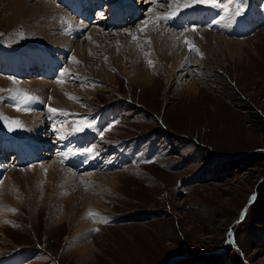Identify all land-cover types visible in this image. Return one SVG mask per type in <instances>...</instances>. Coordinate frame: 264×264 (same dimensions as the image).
Wrapping results in <instances>:
<instances>
[{
  "label": "rangeland",
  "instance_id": "obj_1",
  "mask_svg": "<svg viewBox=\"0 0 264 264\" xmlns=\"http://www.w3.org/2000/svg\"><path fill=\"white\" fill-rule=\"evenodd\" d=\"M47 1L68 13L65 0ZM126 1L140 14L113 26L112 0H88L91 17L73 42L85 62L70 50L63 74L60 55L53 69L32 63L19 75L60 29L0 0V264H264V0ZM171 13L158 23L169 38L200 28L245 42L218 47L189 31L150 48L157 16ZM68 15L56 22L68 25ZM93 26L104 36L88 34ZM172 52L182 67L161 60ZM37 78L70 92L56 115L51 92L21 85ZM25 93L45 100L40 110ZM30 105L44 123L36 132L55 146L42 167L14 158L19 140L43 136L20 117Z\"/></svg>",
  "mask_w": 264,
  "mask_h": 264
},
{
  "label": "bare ground",
  "instance_id": "obj_2",
  "mask_svg": "<svg viewBox=\"0 0 264 264\" xmlns=\"http://www.w3.org/2000/svg\"><path fill=\"white\" fill-rule=\"evenodd\" d=\"M65 2H66V5H67L68 13H70L71 16L74 15L73 16L74 17L73 20L72 19H70V21L67 20V21H69L68 25L62 24L61 21L60 22H56L58 19H61L63 16H64V18L67 17L68 13L64 12L61 9V7H59V6L57 7L54 4L49 3L47 0H36V2H34V3H31L30 0H14V3L16 4V7H14V11L17 12V14H20V15L22 14L23 17L26 16V15H31V16L35 15V16L39 17V19L41 17H43L44 18L43 20H44V23H45L47 29H52L53 27L55 28V27L59 26L60 34L57 33L58 31L56 32L57 34L48 33L47 34V38H51L52 39L50 42L52 44H54V46L55 45L56 46L60 45V47H61V60H62V63H64V65L62 66V74H63V71L66 69V66H65L66 60H64V59L66 58V55L71 54L70 50L73 51V53L71 55L74 56V59L79 60V61H84V62L86 61V57H85L84 53L82 52V50L80 48L81 46L78 45L77 47H79V48H75V46L73 45V42H74V40H76L75 36L80 35V32L82 30H84L83 27H87L85 25L86 22H83V19H88L89 17H91V14L88 12V6L90 5L88 0H82V1L65 0ZM113 6H116V9H114L112 11V7ZM110 12H111V18L108 19V23L110 25L115 26V25H119L121 23V19H122L123 16L129 14L130 18L134 19V17L136 15H139L141 11L137 7L136 3L135 4L134 3L130 4V2H128L126 0H112L111 6H110ZM76 17H79V18L77 19ZM68 18H69V15H68ZM253 18H256V17H253ZM229 20L231 21V19H229ZM36 21H38V20H36ZM124 22H127V19ZM155 22L156 23L154 25L155 28H154V32L153 33H155V35H157V38H159V40H157V41H156V39H155V41H153V40L151 41L150 40L151 42H149L150 45H148V46H150V48H151V46L155 47V45H156V50L158 48H162V47L167 49V46L169 44H167L166 41L168 39L169 40H173V39L176 40L177 39L176 36L178 34H179L178 36H180V34H182V33L185 34V32L189 33V31H191V33L194 34L192 36V38L195 39L196 36L197 37L200 36V37H198V40H200L202 42H204V40H206L207 41L206 43L209 44V45L212 42L215 41L218 44V47H222V43L221 42H226L229 47L232 46L231 43H235L237 45H242L241 43L245 42V41H239V40H236V39H225V38H223L221 36H218L217 34H212V33L208 32V31H204V30L202 31L200 28H193L195 30H193V29H185V30H182L180 32H177L178 34L176 33L175 36L169 38L168 36H166L164 31L162 30V28H161L162 26L158 25L157 21H155ZM70 23H71V27H70ZM83 23H85V24L83 25ZM41 24H42V21H41ZM251 25H253V23H251V21L248 22L243 27V30L249 28ZM102 31L103 30L98 28L97 26H93L91 29H89L88 34L91 33L90 34L91 36H92V34H97V35H100V36H104V34H102ZM158 33H160V34H158ZM173 33H172V35H173ZM160 36H163V37H160ZM126 40L129 42V41H132V38H129V39H126ZM95 42H97L96 39H95L94 43ZM153 42H155V45H152ZM54 46L45 44V46H42V48H40V50L37 49L34 53H32L31 62L29 63V65H27V67H21L20 69L19 68H15L17 73H19V75H20L23 70H26V69L29 70L30 67H31L30 65L32 63H33V65L35 64L34 66H36V68H38L40 70H43V67L45 69H48V66L51 67V65L54 64V63L56 65L58 60H56L54 58V56H53V58H51V56H50L52 51L59 50V47L55 48ZM169 48L172 49V47H169ZM170 49H168V50H170ZM160 57H161V60H165L166 61L165 64H168L170 62H174L173 63L174 67H182L183 64H184V59H183V62L181 63V60H179L178 56L174 52L170 53V56L169 55L167 56L166 54H161ZM33 59H36L37 62H33ZM73 60H72V62H73ZM44 61H47L49 63V65L47 67L41 66L44 63ZM142 73H144L143 76H144L145 80L146 79L147 80L151 79L150 76H148V74L145 73V71H143ZM25 78H27V80L28 79H30V80L36 79L35 77L34 78L25 77ZM37 79H39V80H33V81L28 82V83H21V85L24 88H26V89L29 88V89H32L35 92L41 93L43 96L44 95L46 96V95H48V93L50 94V92H51V97L50 98H51V104L53 105V108H56V109L60 110L62 108V106H65V103H67L69 101V98H68L69 95L68 94H70V92L65 90L66 87H65V85L63 83L59 82V83H52L51 84V82H56V81L58 82V80L49 81V80H45L44 78L43 79L42 78H37ZM23 81H26V80H23ZM47 82H49V83H47ZM190 87L194 88V86H190ZM48 89H50V91H48ZM38 93H36L35 96L38 97L39 101H42L40 99V96H39ZM71 94H73V93H71ZM44 101H42V102H44ZM32 106L33 105H30L29 108L32 107ZM32 108H30L29 111L27 110L28 111V112L26 111L27 113H24L23 115H20V117H21L22 121L26 124L27 129H29L28 132L36 137L39 132H41L39 134H43L44 133L43 130H40L38 133L36 132V131H38V129H41V127H43L44 123L41 122V119H40L41 113H40V111L35 110L36 108L35 109H32ZM56 114H51V116L56 115ZM29 133H27V134L29 135ZM34 133H37V134L34 135ZM42 137H43V139H46V140L45 141L41 140L40 138H42ZM35 139H36L35 141H33L32 143H29V144H27V141L25 139L19 140V142L17 144L18 146L14 150L15 153L14 152L13 153L16 156L17 160L20 159L24 163H29V165L32 163L31 167H42L43 166V164H42L43 162H41V161L44 159V155L47 154V152H43L42 153L41 151L45 150L46 148L48 150H52V148L50 147L51 143H49V141H48L49 139L46 138V133L43 134V136L42 135L41 136H37ZM5 146L7 148L9 147L7 145H4L3 148H5ZM64 146L65 147L67 146L66 142H65ZM62 151H64L63 154H65V157H66V159H68L69 162L72 160V162L77 163L78 159H76L75 157L79 153L73 152L69 148H64ZM67 151H71V153L70 152L67 153ZM2 153L0 154V161L4 157ZM14 155H13V157H14ZM38 162L39 163L41 162L39 164L40 166H38ZM66 163H68V162H66ZM48 167H49L50 170H54V171H57V172H61L62 173V171H64L62 166L60 167L58 164H56L54 162L50 163L48 165ZM2 168H4V167H2V164H0V173L2 172L1 171ZM10 172L15 173L16 172V168L15 169H11ZM72 174H74V173H72ZM67 176L69 177V173H68ZM71 176H73V175H71ZM5 181H7V178L5 179ZM5 181L3 182V184H5ZM62 188H64V186ZM62 188H61V190H62ZM4 193H6V192H4ZM4 193H3L4 196L2 197L1 200L3 202H4V200H6V202H7V201H9V196L7 194H4ZM1 195H0V197H1ZM4 205H6V204H4Z\"/></svg>",
  "mask_w": 264,
  "mask_h": 264
},
{
  "label": "snow or ice",
  "instance_id": "obj_3",
  "mask_svg": "<svg viewBox=\"0 0 264 264\" xmlns=\"http://www.w3.org/2000/svg\"><path fill=\"white\" fill-rule=\"evenodd\" d=\"M193 3L194 4H207L208 3V0H193ZM241 4H242V0H241ZM191 6H192V4H188V3H186L184 5L185 8H188V7H191ZM238 7H239L238 14H242L243 13V8L240 7L239 5H238ZM174 15H175V13H171V14H169L167 16H157L156 21H157V23H159V21H161V20L171 19ZM148 23H149L148 21H145V25H147ZM193 30H195V29H193ZM142 31H143V29H142ZM133 39L135 40L136 37H133ZM185 43L188 45L189 51L195 50L194 49V45L190 41H188L187 39H185ZM148 63L151 64L152 62L151 61H148ZM23 99H24L25 102H29V101H32V100L36 99V97L25 93L24 96H23ZM48 111L51 112V113H53V114H56L60 110H58L56 108L49 107L48 108ZM61 114L67 115V113H61ZM89 126H91V125H89V124H85L84 125V127H89ZM82 130H83V128H79V127L76 129V131H82ZM101 135H103V133H101ZM88 151L91 152L92 149H89Z\"/></svg>",
  "mask_w": 264,
  "mask_h": 264
}]
</instances>
